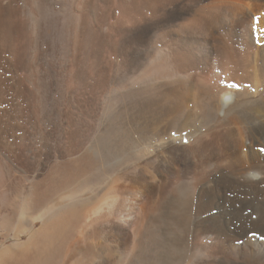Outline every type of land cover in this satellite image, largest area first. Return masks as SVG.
<instances>
[{
  "label": "bare ground",
  "instance_id": "6f19581e",
  "mask_svg": "<svg viewBox=\"0 0 264 264\" xmlns=\"http://www.w3.org/2000/svg\"><path fill=\"white\" fill-rule=\"evenodd\" d=\"M25 1L0 0V41L11 46L8 44L12 50L8 61L12 66L16 62L21 64L26 52L25 27L20 20ZM72 3L81 25L75 36L72 34L71 84L91 89L99 79L94 77L95 72L105 74L118 66V60L108 62L110 57L107 61L102 58L106 50L121 57L120 70L132 77L144 62L158 63L145 79L132 78L133 84L148 82L146 88L141 87L133 94L130 112L136 136L125 128L121 134L111 130L89 148L103 165L120 162L127 155L132 162L142 164L134 166L133 176L127 170L131 173L128 182L122 183L119 178L100 196L86 200L80 191L90 190L88 180L97 176L89 174L79 191L63 196L65 208L60 210V206L49 205L37 212L30 211L26 197L31 188L23 184V203L15 213L17 220L26 223L30 234L37 221L45 228L53 217L97 215L106 208L103 210L107 211L106 226L115 247L130 243L131 249L139 246L140 249L154 226L165 219L173 233L177 227L181 229L183 242L191 240L194 253L209 254L217 243H226L232 246V264H264V0H72ZM93 6H118L122 19H89L88 9ZM141 16L142 19H137ZM106 26L109 32L99 39V30ZM115 27L119 36L113 34ZM129 45L133 46L131 53L125 48ZM1 75L0 138L6 133L11 116L6 100L9 87ZM113 83L110 75L101 80L104 88H111ZM143 91L149 94L143 95ZM12 112L15 113L12 117L18 120V112ZM114 118L117 121L119 113ZM77 135L67 137L75 143L59 151V159L70 160L83 151L86 141L82 142ZM185 191L189 195L180 198ZM231 191L232 229L229 227L228 231L219 220L221 214L212 212L222 208L220 200L227 201ZM29 237L31 242L33 238ZM176 241L177 238L170 242L169 248L177 252L175 246L181 244V239ZM23 247V243L3 247L0 256L12 248ZM224 259V264H231Z\"/></svg>",
  "mask_w": 264,
  "mask_h": 264
},
{
  "label": "rangeland",
  "instance_id": "374dc122",
  "mask_svg": "<svg viewBox=\"0 0 264 264\" xmlns=\"http://www.w3.org/2000/svg\"><path fill=\"white\" fill-rule=\"evenodd\" d=\"M41 1L43 2L40 3ZM41 1L26 0L22 8L23 19L20 20L25 27L24 52H26L21 64L16 62L12 66L9 63L11 46L7 41H0V74L9 87V90H6L7 99L6 97L5 99L10 105L7 107L11 114L8 118L6 133L0 138V251L3 247L23 243L25 247L20 250L12 248L5 255L28 256L29 264H94V262L95 264H193L197 262L199 264H222L225 257L232 264V246L217 243L209 254L194 253L193 246L189 242L191 240L186 239L183 242L181 229L177 227L178 230L176 229L173 233L171 229L169 230L170 227L165 219H161L162 221L160 220L154 226L152 234L144 240L145 246L140 249L139 246L135 250L131 249L130 243L115 247L106 226L107 211H103L106 208L97 215L53 217L48 227L45 228L42 227L40 221H37L30 234L26 223L24 225V222L17 220L15 213L19 212L23 203L21 196L23 184L31 188L26 197V207L32 212H37L49 205H54L56 208L60 206L58 210L65 208V202L62 201L63 196L79 191L80 184L85 182L91 173H96L97 176L89 178L90 190L80 191V195L86 200L100 196L111 182L119 178H122L120 181L122 183L123 181L128 182L126 179L136 173L134 166L142 164L141 161L134 163L128 159L127 155V158L121 159L120 162L109 161L103 165V162H99L92 152H89V148L98 142L100 136L111 130L121 134L125 128L131 132L128 131L131 136L132 134L136 136L130 112L134 100L133 94L135 90L137 92L146 88L148 82L141 80L139 84H133L132 78L141 76L140 78L145 79V76L151 74L152 69L158 64L144 62L142 69L136 71L132 77L120 70L121 57L117 55L115 57L110 50L109 55L106 50L102 58L107 61L110 57L108 62L118 60L119 65H116V70L113 68V71H105V74L99 73L101 78L98 72H95L94 77L96 76V80L99 79L88 90L81 85L71 84L69 69L74 54L72 40L81 25L80 15L72 0ZM92 8L88 9L89 19L91 17L92 19H97V17L98 19H122L118 6H93ZM146 13H144L146 17H149L150 14ZM136 16L138 15H135V19ZM138 18L142 19V16ZM115 28L113 34L119 36L120 31L117 27ZM99 31V39L109 32L107 26ZM115 36L114 39L117 38ZM132 47L129 45V48H125L131 53L133 52ZM106 75L114 79L115 85L113 83L111 86L112 90L101 86V80L107 77ZM144 94L148 95L149 92L144 93L143 91ZM13 110L18 112L20 116L18 120L12 117L15 114ZM120 110H125L124 114H121ZM118 113L121 121L119 118L117 121L114 120ZM15 120L18 124L14 122ZM69 135L81 137L82 142L86 141L87 145L77 157L70 160L59 159L58 152L68 149L71 144L75 143L74 141L69 142L67 138ZM109 155L112 156L111 153ZM100 165L104 166L103 169ZM127 170H130L131 176ZM186 195H189L188 191L181 194L180 198ZM161 196L164 197V195ZM227 197V201L220 200L222 208L213 210L212 214H221L218 215L219 220L225 223L224 228L229 231L232 229V191ZM180 207L179 205V210ZM189 221L191 220L187 221L190 225ZM30 235L33 238L31 242H29ZM176 238L177 241L181 239L182 244L175 246L177 252L169 248ZM131 250L135 251L136 259L133 257L134 251ZM13 260L15 258L12 256L3 263L10 264L9 262Z\"/></svg>",
  "mask_w": 264,
  "mask_h": 264
},
{
  "label": "crops",
  "instance_id": "0c3cea01",
  "mask_svg": "<svg viewBox=\"0 0 264 264\" xmlns=\"http://www.w3.org/2000/svg\"><path fill=\"white\" fill-rule=\"evenodd\" d=\"M13 256V258H15V260H13V262H9L10 264L13 263V264H29L28 262V256H18V255H10V256H7V255H3V256H0V264H4L3 262H6V260H9V258H11ZM6 264V263H5Z\"/></svg>",
  "mask_w": 264,
  "mask_h": 264
}]
</instances>
